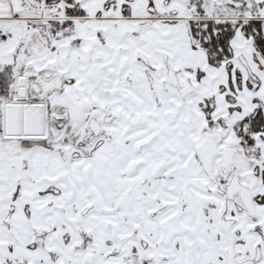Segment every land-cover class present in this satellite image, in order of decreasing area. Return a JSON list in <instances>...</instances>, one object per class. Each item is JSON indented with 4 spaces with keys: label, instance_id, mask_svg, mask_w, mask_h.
Returning a JSON list of instances; mask_svg holds the SVG:
<instances>
[{
    "label": "snow or ice",
    "instance_id": "snow-or-ice-1",
    "mask_svg": "<svg viewBox=\"0 0 264 264\" xmlns=\"http://www.w3.org/2000/svg\"><path fill=\"white\" fill-rule=\"evenodd\" d=\"M0 264H264V0H0Z\"/></svg>",
    "mask_w": 264,
    "mask_h": 264
}]
</instances>
